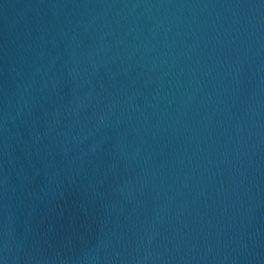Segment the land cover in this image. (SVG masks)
I'll return each instance as SVG.
<instances>
[{"label":"water","instance_id":"95a60500","mask_svg":"<svg viewBox=\"0 0 264 264\" xmlns=\"http://www.w3.org/2000/svg\"><path fill=\"white\" fill-rule=\"evenodd\" d=\"M0 264H264V0H0Z\"/></svg>","mask_w":264,"mask_h":264}]
</instances>
